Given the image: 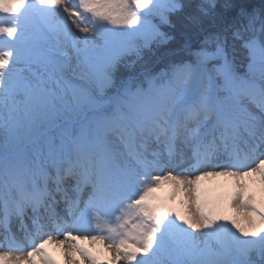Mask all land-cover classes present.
<instances>
[{
    "label": "snow or ice",
    "instance_id": "1",
    "mask_svg": "<svg viewBox=\"0 0 264 264\" xmlns=\"http://www.w3.org/2000/svg\"><path fill=\"white\" fill-rule=\"evenodd\" d=\"M163 26L198 43L148 67ZM215 177L228 190L202 195ZM50 247L64 264H264V6L0 0V264H60Z\"/></svg>",
    "mask_w": 264,
    "mask_h": 264
},
{
    "label": "trees",
    "instance_id": "2",
    "mask_svg": "<svg viewBox=\"0 0 264 264\" xmlns=\"http://www.w3.org/2000/svg\"><path fill=\"white\" fill-rule=\"evenodd\" d=\"M236 2L240 4L251 5L253 8L261 7L264 4L263 3L264 0H236ZM161 30L168 32L172 38L169 39L168 42L165 44H161L158 46L153 45L152 50L150 52L146 50L145 58H147L148 55L152 53L158 54L154 58L145 61L148 67H151L152 65L156 64L157 60H160V62L157 63L155 67L159 66L162 62L165 61L166 62L179 61L182 58V49L186 43L184 41V37L187 34L192 36L191 41L188 42H191L193 44L198 43V40H196L197 38L194 34L187 33L182 28L179 27L169 28L168 26H163ZM163 64L159 67H163ZM244 70H245V66H244Z\"/></svg>",
    "mask_w": 264,
    "mask_h": 264
},
{
    "label": "bare ground",
    "instance_id": "3",
    "mask_svg": "<svg viewBox=\"0 0 264 264\" xmlns=\"http://www.w3.org/2000/svg\"><path fill=\"white\" fill-rule=\"evenodd\" d=\"M229 180L224 177L208 178L204 180L201 184L202 195L209 198L218 197L221 193L228 190ZM228 214H232V210L228 209Z\"/></svg>",
    "mask_w": 264,
    "mask_h": 264
},
{
    "label": "rangeland",
    "instance_id": "4",
    "mask_svg": "<svg viewBox=\"0 0 264 264\" xmlns=\"http://www.w3.org/2000/svg\"><path fill=\"white\" fill-rule=\"evenodd\" d=\"M221 2H223V0H221ZM257 10H259L260 8H255ZM191 38L192 36L187 34L185 37H184V41L185 42H188V41H191ZM188 43H191V42H188ZM156 55H158L157 53H152V54H149L147 58H145V61L151 59V58H154ZM166 62V61H165ZM162 62L159 66H161L163 63V66L166 64V63H170V62ZM245 71L247 70V65H246V62H245ZM153 67V66H152ZM199 174V173H197ZM250 183H252V188L253 190L259 192V184L258 182H255V181H250ZM156 195L162 199V200H166L167 197L170 195L169 191H168V187L167 185H165L163 188L159 189L158 192L156 193ZM60 239H63V237H59ZM50 251H52V254L56 257V259L58 261H60V264H64V257H63V254L62 252L59 250V249H53L50 247L49 249Z\"/></svg>",
    "mask_w": 264,
    "mask_h": 264
}]
</instances>
